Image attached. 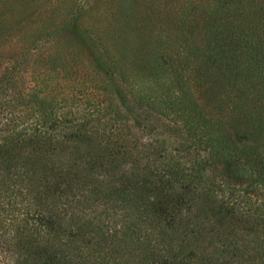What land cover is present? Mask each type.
<instances>
[{"label": "rangeland", "instance_id": "rangeland-1", "mask_svg": "<svg viewBox=\"0 0 264 264\" xmlns=\"http://www.w3.org/2000/svg\"><path fill=\"white\" fill-rule=\"evenodd\" d=\"M197 1L205 7L212 0H0V146L7 134L21 132L22 138L4 152L0 148V264H46L38 252L21 249L20 232L23 223H30L24 214L44 217L49 210L68 233L90 241L96 250L93 254L82 248L80 260L70 264H167V256L174 264H264V217L246 223L236 217L224 220L223 212L203 200L218 201L226 189L220 183L237 170L227 172L216 162L218 153L238 157L240 168L239 153L264 152V141L255 148L240 138L228 142L227 115L235 96L228 95L219 80L204 78L205 68L196 67V80L194 66H165L160 60V43L164 48L166 41L163 14L174 15L181 5ZM199 76L201 83L213 82L207 94L192 99L175 91L173 78L195 89ZM39 105L42 108L34 109ZM45 115L60 122V150L24 139ZM9 122L13 134L4 133ZM262 127L252 122L253 129ZM111 142H127L135 151L152 142L174 145L182 173L192 175L196 184L180 181V188L203 196L179 209L174 231L160 228L161 241L143 243L137 251L130 249L131 219L124 193L112 189L124 166L113 170L106 165L104 173L95 175L93 162L103 156L96 146ZM9 158L18 168L22 162L25 170L3 172L4 159ZM148 162L150 171H159L163 164ZM255 167L264 168V161ZM40 168L51 174L68 171V182L76 178L80 188H65L64 204L54 202L51 209L45 195L15 185L26 186L30 181L25 171ZM245 169H238L237 181ZM91 179L96 187L91 188ZM238 196L236 191L232 202ZM254 202L236 209L264 216V207ZM165 224H171L170 219Z\"/></svg>", "mask_w": 264, "mask_h": 264}, {"label": "trees", "instance_id": "trees-1", "mask_svg": "<svg viewBox=\"0 0 264 264\" xmlns=\"http://www.w3.org/2000/svg\"><path fill=\"white\" fill-rule=\"evenodd\" d=\"M208 4L210 5L205 7L198 1L192 6L183 4L174 15L169 11L163 14L166 41L163 44L164 48L160 43V60L165 66L174 65V62L187 67L194 66L196 80H198L196 67L205 68L208 73H202L204 78L211 76L210 80L217 79L222 86H226L228 95L233 94L236 101L233 110L227 115V141L231 142L235 138H240L244 144L255 148L256 144L264 141L262 134L264 128H252L253 121L264 125V0H212ZM199 82V88L192 89L187 88L177 79H172L175 91L183 98L194 99L198 97V94H207L206 90L213 87V84L210 85L213 82L208 80H203L201 83V76H199ZM43 103V101L38 102L42 105ZM40 107L42 108L40 105L35 106L34 109L38 110ZM10 122L4 133L13 134ZM59 124L60 122L51 115H45L39 122L38 128L24 135V139H28L35 146L43 144L47 148L55 147L60 150L62 146L58 140L56 141L61 137L57 134ZM21 125L23 123H20ZM20 133L18 132L17 135L15 133V137L5 135L3 138L5 143L0 146L1 150L4 152L9 146H17L22 139ZM218 134L223 133L220 131ZM67 138L68 136L65 137ZM153 143L148 144V147L139 146L137 151L128 146L127 142L99 144L96 147L104 157L101 156V160L93 162L97 165L96 176H99L98 173H104L108 165L112 166L113 170L124 166L123 171L116 175H119L117 182L114 183L116 187L112 189L116 191L119 187V193H124L123 201L128 203L131 219L130 249L135 251L139 250L137 247L143 243L145 246L153 241L155 244L161 241L160 228H168L172 231L179 209L191 202L195 204L196 199L203 197L200 194L183 191L186 188H180L179 185H182L180 181H188V184H195V182L192 175L187 176L182 173L183 168L177 160L175 146ZM114 149L119 150L118 154H115ZM239 156L242 159L240 168L239 164L236 165L239 162L238 157L235 160V155L230 152L218 153L216 162H221L227 172L232 169L237 170L220 183L221 188L226 189L222 190L218 201L216 197L209 201L205 196L203 200L210 202V205L215 206L218 212H223L224 220L236 217L245 223L250 220L254 222V220L263 219L262 212L257 213L255 210L245 212L243 208L239 212L236 208L240 207V204L245 205L253 200L259 204V207H264V168L258 170L255 167V162L264 161V152L256 150L239 153ZM147 160L162 161L163 164L158 166L159 171H150L147 170V166L150 165ZM16 162L13 158L4 159L3 172L8 174L13 171H24L22 162L19 163L20 168L15 166ZM245 166L248 170L245 169L242 174H239L240 181H237L234 176L238 175L236 174L238 169L241 170ZM253 167L255 170H252ZM25 172V179L30 182L26 183V186L20 182L15 185L18 188L24 186L38 196L45 195L51 209L55 207L54 202L59 205L64 204L65 188L73 191L80 188L76 178H70L72 182H68L70 175L68 171L59 169L51 174L48 168H40L35 172ZM91 184V188L97 186L95 179H91ZM100 189L104 190V187ZM236 191H239L241 196L232 202L231 198ZM40 201L46 203L43 200ZM40 201L36 203V206H40ZM33 215L30 217L24 214L23 216L28 220L26 222L30 223L22 225L30 227L21 229L20 235L23 239L20 241L21 249L29 253L38 252L46 264H70L73 260H80L79 255L84 251L82 248L89 253L96 252L90 241L82 242L76 236H72V233H68L60 225L59 216L53 214L52 210H49L48 215L44 217L35 213ZM167 219H170L171 224H165ZM77 227L73 225L71 229L76 230ZM42 243L48 244L49 247L41 248ZM199 253L203 255L204 251L199 248ZM168 257L170 256L163 260L170 262L167 264H174V258L171 257L168 260ZM156 264L159 262L156 261Z\"/></svg>", "mask_w": 264, "mask_h": 264}]
</instances>
